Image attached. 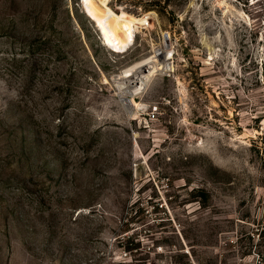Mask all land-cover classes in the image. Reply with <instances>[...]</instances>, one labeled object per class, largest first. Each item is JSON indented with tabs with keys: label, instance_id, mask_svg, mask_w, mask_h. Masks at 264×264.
<instances>
[{
	"label": "rangeland",
	"instance_id": "374dc122",
	"mask_svg": "<svg viewBox=\"0 0 264 264\" xmlns=\"http://www.w3.org/2000/svg\"><path fill=\"white\" fill-rule=\"evenodd\" d=\"M166 1L0 0V264H264V0Z\"/></svg>",
	"mask_w": 264,
	"mask_h": 264
},
{
	"label": "bare ground",
	"instance_id": "6f19581e",
	"mask_svg": "<svg viewBox=\"0 0 264 264\" xmlns=\"http://www.w3.org/2000/svg\"><path fill=\"white\" fill-rule=\"evenodd\" d=\"M85 7L91 17L97 22L108 45L114 48H118L127 42V27L130 24L137 25L145 21V17L136 18L125 12H113L108 7L107 0H85ZM169 59V52L156 53L122 71L117 76V79L126 82V85L122 87V99L130 111H133V105L127 96L138 94L149 79L168 67Z\"/></svg>",
	"mask_w": 264,
	"mask_h": 264
},
{
	"label": "trees",
	"instance_id": "16d2710c",
	"mask_svg": "<svg viewBox=\"0 0 264 264\" xmlns=\"http://www.w3.org/2000/svg\"><path fill=\"white\" fill-rule=\"evenodd\" d=\"M134 6L140 5L145 10H155L160 15L164 12H167L168 6L170 5L167 1L162 4L161 0H132ZM172 12V10H170ZM171 22V20H170ZM210 196L208 193H205L206 201L209 200Z\"/></svg>",
	"mask_w": 264,
	"mask_h": 264
},
{
	"label": "built area",
	"instance_id": "2783aa9c",
	"mask_svg": "<svg viewBox=\"0 0 264 264\" xmlns=\"http://www.w3.org/2000/svg\"><path fill=\"white\" fill-rule=\"evenodd\" d=\"M146 23H148V21H146Z\"/></svg>",
	"mask_w": 264,
	"mask_h": 264
}]
</instances>
